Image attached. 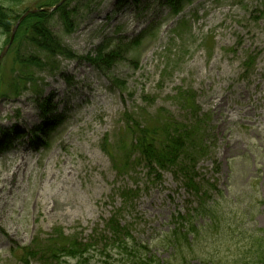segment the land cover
<instances>
[{
	"label": "rangeland",
	"instance_id": "374dc122",
	"mask_svg": "<svg viewBox=\"0 0 264 264\" xmlns=\"http://www.w3.org/2000/svg\"><path fill=\"white\" fill-rule=\"evenodd\" d=\"M55 1L12 0L4 5L13 16ZM129 3L72 0L70 31L59 15L52 17L51 31L79 59L47 58V52L27 43L25 30L11 47L2 71L5 87L17 79L16 70L28 69L13 61L19 48L23 57L37 56L46 66L31 67L40 84L36 97L26 92L16 100L0 99V130L10 129L20 113L18 127L31 133L42 122V102L48 111H55L45 118L61 116L63 122L51 135L49 148L28 146L29 134L25 146L11 159L0 157V264H20L13 250L28 247L39 235L46 237L57 229L64 236L88 242L102 234L120 210L121 225L131 224L136 240L151 241L152 253L167 264L171 249L157 248L156 239L173 227L174 214L195 208V203L188 202L195 198L170 172L157 182L145 176L142 167L120 175L99 145L105 135L111 137L123 127L126 113L148 115L166 107L174 117L185 118L181 102L174 99L182 87L195 91L200 114L212 115L208 140L214 145L213 154L197 167V181L216 187L208 205L218 202L217 214L228 217L254 196L255 204L244 208L243 224L264 230V0H191L178 15L167 1L139 0L135 8ZM146 4H151L149 10ZM193 10L199 15L195 19ZM183 20L191 34L183 30L175 37L174 29ZM144 30L141 45L130 48L126 61L112 58L116 60L106 67L107 75L84 62L88 55L102 57L96 54L101 47L102 55L117 53L118 46L132 42ZM209 38L212 43L207 50L203 42ZM7 39L0 27V53ZM250 54L256 56L254 68L243 77L241 62ZM167 66L173 71L163 77ZM51 67L56 71H50ZM115 79L125 86L113 85ZM17 86L22 83L17 81ZM146 95L156 97L153 106L144 103ZM136 187L142 193L124 209L121 191ZM106 234L112 239V233ZM188 264L211 263L192 259Z\"/></svg>",
	"mask_w": 264,
	"mask_h": 264
},
{
	"label": "trees",
	"instance_id": "16d2710c",
	"mask_svg": "<svg viewBox=\"0 0 264 264\" xmlns=\"http://www.w3.org/2000/svg\"><path fill=\"white\" fill-rule=\"evenodd\" d=\"M5 1H12V0H0V27L4 30L5 34H9L11 32L12 26H13V18L10 16V12L9 10L6 9L4 2ZM28 30L27 31V38H28V42L29 44L37 47L38 49H42L47 51L48 53H53L57 47L58 50H60V46L58 45L59 43H57L55 40H53V36L51 35V33L43 26V24L41 22H34L30 25L29 28H26L24 26L21 27V30H19L18 32V38H17V42L20 40V38L22 37V31L23 30ZM56 45V46H55ZM17 57V56H16ZM18 58V57H17ZM21 65H36L39 66L40 64L36 62L35 59H26L24 61L20 62ZM22 75L23 78L22 81H33V75L32 74H25L22 71ZM25 87L21 86V87H17L14 86V90L17 91H22L24 90ZM117 228L120 230V228L117 226ZM121 231V230H120Z\"/></svg>",
	"mask_w": 264,
	"mask_h": 264
}]
</instances>
